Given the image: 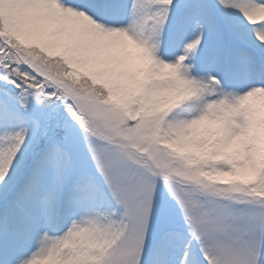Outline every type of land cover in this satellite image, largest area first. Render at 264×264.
I'll return each mask as SVG.
<instances>
[{"label":"snow or ice","instance_id":"6c2138e0","mask_svg":"<svg viewBox=\"0 0 264 264\" xmlns=\"http://www.w3.org/2000/svg\"><path fill=\"white\" fill-rule=\"evenodd\" d=\"M0 264H264V0H0Z\"/></svg>","mask_w":264,"mask_h":264}]
</instances>
